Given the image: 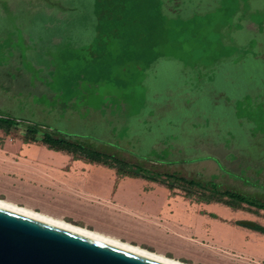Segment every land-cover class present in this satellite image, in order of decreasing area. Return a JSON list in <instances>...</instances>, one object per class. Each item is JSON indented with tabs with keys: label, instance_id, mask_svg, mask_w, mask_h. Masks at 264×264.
Returning <instances> with one entry per match:
<instances>
[{
	"label": "rangeland",
	"instance_id": "1",
	"mask_svg": "<svg viewBox=\"0 0 264 264\" xmlns=\"http://www.w3.org/2000/svg\"><path fill=\"white\" fill-rule=\"evenodd\" d=\"M0 110L264 202V0H0ZM23 130H0L1 200L186 264H264L237 223L263 210L116 179Z\"/></svg>",
	"mask_w": 264,
	"mask_h": 264
},
{
	"label": "water",
	"instance_id": "2",
	"mask_svg": "<svg viewBox=\"0 0 264 264\" xmlns=\"http://www.w3.org/2000/svg\"><path fill=\"white\" fill-rule=\"evenodd\" d=\"M0 264L168 263L0 206Z\"/></svg>",
	"mask_w": 264,
	"mask_h": 264
},
{
	"label": "trees",
	"instance_id": "3",
	"mask_svg": "<svg viewBox=\"0 0 264 264\" xmlns=\"http://www.w3.org/2000/svg\"><path fill=\"white\" fill-rule=\"evenodd\" d=\"M19 126L24 129L22 138L24 143L39 142L50 150L70 155L73 160L107 166L114 169L116 179L122 177L142 178L151 182H158L170 192L180 190L185 198L193 199L195 202L221 203L232 209H242L243 205H246L264 211V202L257 201L237 190L221 187L213 180L205 181L177 172L152 171L114 154L87 146L72 139V135L59 129H43V125L37 121L23 120L0 110V130L8 133L12 128ZM212 216L214 215L212 214ZM237 223L242 225L239 221ZM245 227L264 234V226L260 224L256 223L254 227Z\"/></svg>",
	"mask_w": 264,
	"mask_h": 264
},
{
	"label": "bare ground",
	"instance_id": "4",
	"mask_svg": "<svg viewBox=\"0 0 264 264\" xmlns=\"http://www.w3.org/2000/svg\"><path fill=\"white\" fill-rule=\"evenodd\" d=\"M0 206L9 208L11 210H14V211H17V212H20V213H23V214H26V215L41 219V220H44L46 222H49V223H52V224H55V225H58V226H61V227H64V228L79 232V233H82V234H85L87 236H90V237H93V238H96V239H99V240H102V241H105V242H108V243L123 247L125 249H128V250L143 254L145 256H148V257L163 261V262L168 263V264H186V263H182L180 261L174 260V259H170V258L164 257V256H162L160 254H157V253L149 252V251H147L145 249H142V248H140L138 246H134V245H131V244H128V243H125V242H121V241H119V240H117V239H115L113 237H110V236H107V235H104V234H99L97 232H93V231H90V230H87V229H84V228H81V227L74 226V225L69 224V223H67L65 221H62V220H59V219H55V218H51V217L45 216V215L37 213V212H33V211L29 210V209L16 206V205H14L12 203H9V202H6V201L0 200Z\"/></svg>",
	"mask_w": 264,
	"mask_h": 264
},
{
	"label": "crops",
	"instance_id": "5",
	"mask_svg": "<svg viewBox=\"0 0 264 264\" xmlns=\"http://www.w3.org/2000/svg\"><path fill=\"white\" fill-rule=\"evenodd\" d=\"M59 152V151H58ZM69 157L71 158V156L69 155ZM72 159V158H71ZM73 160V159H72ZM73 161H77V160H73ZM78 161H80V160H78ZM82 161V160H81ZM1 200V199H0ZM2 201H6V202H10V201H7V200H2ZM11 203V202H10ZM12 204H14V203H12ZM14 205H16V204H14ZM17 206V205H16ZM19 207H21V206H19ZM22 208H26V209H29V210H31V211H33V212H36V211H34V210H32L31 208H27V207H22ZM37 213H40V212H37ZM40 214H43V215H45V216H48V217H50L49 215H47L46 213L44 214V213H40ZM51 218H53V217H51ZM55 219H57V218H55ZM59 220H61V219H59ZM62 221H64V220H62ZM68 223V222H67ZM69 224H71L70 222H69ZM73 225V224H72ZM74 226H77V225H74ZM77 227H80V226H77ZM81 228H84V227H81ZM84 229H87V228H84ZM87 230H89V229H87ZM90 231H92V230H90ZM93 232H97V233H99V234H103V233H100V232H98V231H93ZM104 235H106V234H104ZM108 236V235H107ZM110 237H112V236H110ZM114 238V237H113ZM115 239H117V238H115ZM117 240H119V239H117ZM119 241H121V240H119ZM122 242V241H121ZM125 243H128V242H125ZM128 244H130V243H128ZM260 245L262 246V245H264V243H260ZM139 247V246H138ZM157 254H160V253H157ZM160 255H162V256H164L163 254H160ZM165 257V256H164ZM175 260V259H174ZM178 261V260H177Z\"/></svg>",
	"mask_w": 264,
	"mask_h": 264
},
{
	"label": "flooded vegetation",
	"instance_id": "6",
	"mask_svg": "<svg viewBox=\"0 0 264 264\" xmlns=\"http://www.w3.org/2000/svg\"><path fill=\"white\" fill-rule=\"evenodd\" d=\"M264 236V234H262Z\"/></svg>",
	"mask_w": 264,
	"mask_h": 264
}]
</instances>
